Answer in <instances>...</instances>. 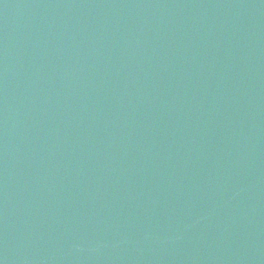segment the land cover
<instances>
[{
  "label": "water",
  "instance_id": "obj_1",
  "mask_svg": "<svg viewBox=\"0 0 264 264\" xmlns=\"http://www.w3.org/2000/svg\"><path fill=\"white\" fill-rule=\"evenodd\" d=\"M0 264H264V0H0Z\"/></svg>",
  "mask_w": 264,
  "mask_h": 264
}]
</instances>
